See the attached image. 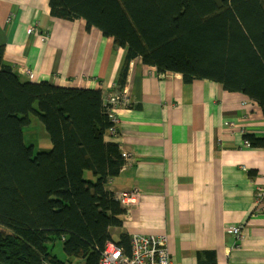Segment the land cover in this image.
Returning <instances> with one entry per match:
<instances>
[{"label":"trees","instance_id":"trees-1","mask_svg":"<svg viewBox=\"0 0 264 264\" xmlns=\"http://www.w3.org/2000/svg\"><path fill=\"white\" fill-rule=\"evenodd\" d=\"M49 7L52 17L84 20L87 31L124 49L112 96L123 94L140 59L187 84L219 82L264 115V0H49ZM4 54L0 46V264H100L109 242L130 254L131 236L111 235L127 210L107 185L127 161L106 141L114 127L107 97L23 80ZM32 117L50 137L49 152L25 142ZM246 139L264 149V139ZM57 242L66 259L54 254Z\"/></svg>","mask_w":264,"mask_h":264},{"label":"crops","instance_id":"crops-1","mask_svg":"<svg viewBox=\"0 0 264 264\" xmlns=\"http://www.w3.org/2000/svg\"><path fill=\"white\" fill-rule=\"evenodd\" d=\"M0 46L4 64L23 80L106 97L116 93L125 57L113 39L87 31L84 20L52 17L49 0H0ZM124 92L129 105L114 113L119 135L106 141L129 159L107 189H137L141 197L123 227L111 230L113 239L164 235L173 264H264L257 201L264 149L245 145L247 136L264 139L261 107L219 82L187 84L181 74H160L140 59L130 65ZM241 227L236 238L231 230Z\"/></svg>","mask_w":264,"mask_h":264},{"label":"built area","instance_id":"built-area-1","mask_svg":"<svg viewBox=\"0 0 264 264\" xmlns=\"http://www.w3.org/2000/svg\"><path fill=\"white\" fill-rule=\"evenodd\" d=\"M32 31V30H31ZM47 38V37H46ZM46 38L44 40L46 41ZM28 76L32 75L31 71H27ZM108 102L112 105L111 118L114 127L109 131L111 137H118L119 119L115 116V109L119 106L129 105L128 94L123 92L121 96H108ZM245 145L251 147V143L246 140ZM128 162L129 155L124 154ZM141 197L137 189L130 191H122L115 194L117 201L121 203L124 209L129 210L135 206ZM257 201L259 202V212L264 210V188H260L257 193ZM242 227L233 228L231 232L236 238H241ZM168 238L164 235H133L131 236V252L126 253L124 248L109 242L103 252L100 264H173L168 251ZM236 247V246H235ZM230 249H235L232 246ZM231 252V251H230ZM229 252V253H230Z\"/></svg>","mask_w":264,"mask_h":264},{"label":"rangeland","instance_id":"rangeland-1","mask_svg":"<svg viewBox=\"0 0 264 264\" xmlns=\"http://www.w3.org/2000/svg\"><path fill=\"white\" fill-rule=\"evenodd\" d=\"M25 142L28 146L34 147L35 153L49 152L52 149L50 137L43 124L36 117H32L31 126L25 128ZM89 175L91 176L90 173ZM86 178L89 179V181H91L90 178H88V175L86 176ZM3 230L6 229L3 228ZM6 231L9 233L8 230ZM53 252L56 256H58L61 259H66L67 257L63 251V246L61 242H57L54 245Z\"/></svg>","mask_w":264,"mask_h":264}]
</instances>
